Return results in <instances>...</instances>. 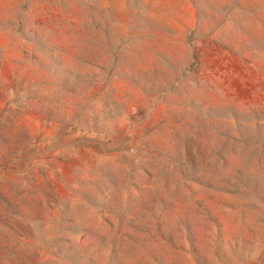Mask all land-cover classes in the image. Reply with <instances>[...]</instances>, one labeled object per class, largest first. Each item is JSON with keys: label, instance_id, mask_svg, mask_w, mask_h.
Wrapping results in <instances>:
<instances>
[{"label": "rangeland", "instance_id": "obj_1", "mask_svg": "<svg viewBox=\"0 0 264 264\" xmlns=\"http://www.w3.org/2000/svg\"><path fill=\"white\" fill-rule=\"evenodd\" d=\"M0 264H264V0H0Z\"/></svg>", "mask_w": 264, "mask_h": 264}]
</instances>
